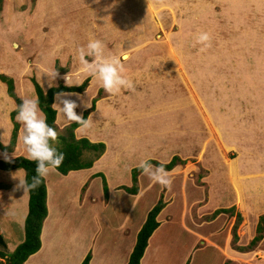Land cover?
Wrapping results in <instances>:
<instances>
[{
    "label": "rangeland",
    "instance_id": "rangeland-1",
    "mask_svg": "<svg viewBox=\"0 0 264 264\" xmlns=\"http://www.w3.org/2000/svg\"><path fill=\"white\" fill-rule=\"evenodd\" d=\"M201 32L210 35L207 47L196 42ZM90 38L103 42L106 56L121 57L132 88L109 95L82 72L78 49ZM0 75L12 80L20 100L35 99L32 77L42 91L67 86L66 76L72 86L87 79L83 91L63 98L76 101L78 115L98 99L93 130L106 114L110 127L95 141L107 142L109 160L80 180L51 171L59 182L50 189L47 218L58 211L64 231L77 229L90 245L93 230L91 245L100 248L122 237L125 245L161 199L145 261L243 264L227 254L244 245L258 250L251 264H264V230L253 244L243 241L264 213V0H0ZM118 122L134 130L120 129L125 139L114 149ZM69 123L56 111L58 134ZM93 154L86 150L81 160ZM172 155L181 162L166 170L170 188L142 170L132 177L141 160L167 162ZM240 188L253 195L243 199L255 208H241L249 217L238 211Z\"/></svg>",
    "mask_w": 264,
    "mask_h": 264
},
{
    "label": "crops",
    "instance_id": "crops-1",
    "mask_svg": "<svg viewBox=\"0 0 264 264\" xmlns=\"http://www.w3.org/2000/svg\"><path fill=\"white\" fill-rule=\"evenodd\" d=\"M57 94L58 93L54 95L53 100L55 99ZM97 100L98 99L95 100L94 109L89 111L86 119L91 120L92 117L98 115L97 104H99L98 103L99 101ZM15 107H16V103L10 96L7 95L5 84L0 81V145L2 146L0 147V159L3 160H6L5 153H7L9 158L14 157L13 153L16 156L21 155L26 157V151L20 140L22 128L21 125L16 121L17 113L14 115V120L18 124L14 144L9 149L4 148L5 147L4 143H9L10 140V135L12 130V121L10 118V114L12 110L15 109ZM99 119H101V124L98 127L99 129L93 130V126H92L93 124L88 128H84L80 125L74 129L75 137L79 138L80 136H78V134L81 131H83L85 132L84 135L87 136V138L90 141L97 142L95 141L97 140V136H104V133H102L101 135L99 134L100 129L104 131L110 127L106 123L105 120L106 114L104 112L101 118ZM116 125L118 126L113 129L114 132H117V136H115L116 145L114 146V149H119L117 145L120 142H122L123 139H125L122 137L123 132L119 130L123 129L124 133H128L131 132L130 129L134 130V128L127 127L126 125H123L120 122H118ZM123 127H125L126 130ZM100 140L104 142L105 145L104 150L102 154L93 162V164L90 167L84 169H78V170H70L64 175L60 173L59 174L64 178L69 177L73 180H78V179L80 180L84 172L93 169V167H96L99 164L102 165L106 161H108L112 149L109 148L107 142L104 141L103 138H101ZM224 172L227 173V170ZM49 174H50L49 180L43 178L46 189L45 203H46V210L48 213L52 209L51 208L52 203L50 201L52 192L50 191V189L52 188L53 185L59 182V179L51 171L49 172ZM13 175L24 177V171L21 168H16L11 170L0 169V236L4 244V248H2V251H4L5 253L11 252L15 248V246L22 241L23 220L27 211L28 193L27 191L24 192L23 188L17 187L19 180L18 178L13 179ZM234 176L236 178V181H239L240 183V178H239L240 175H234ZM242 193H245V197L244 196L241 197ZM238 194H239L238 204L240 206L237 205L236 202L237 200L236 201L234 200V205L240 207V208L238 207V211L240 212V214L243 215L244 213V215L245 216L247 215V217L251 216V211L250 212H248V210L242 211L241 208H243V206H246V209L247 207L248 209L255 208L254 206L252 207L249 206L253 204H249L247 206L246 203L244 202L245 200L243 199V198L248 199L249 195L251 197H253V195L250 193L247 194V191L243 192L241 188L238 190ZM47 212H46V216L42 221V224L44 223V220L47 218L48 215ZM47 221L50 222V224L47 226L45 225V227L41 225L40 228L39 248L35 252H33L32 254L26 257V259L24 260V264H79L87 252L90 253V259L88 261V264H125L128 253L130 252L132 245L134 243V241L132 242L130 239V243H126V244L124 243L125 245H121L119 241L121 242L123 241V237H122L119 238L117 242H114L113 245H110L108 247L101 246L100 248L91 245L94 244L92 243L93 242L92 238H94L93 230L89 235L90 236L89 238L91 239L90 245L86 242L87 240L83 239V237L79 234L77 229L69 228L66 231H64V229L61 228L62 218L58 217V211L55 212V214H52L49 218H47L45 223H47ZM251 232H253V229ZM253 235L250 238L243 240L246 242V245L249 244V241L253 237ZM150 237L151 235L148 237L147 241L149 240ZM241 240L242 237L239 236V242H238L239 244L237 243L238 246L242 244ZM242 246L232 249L231 252H229L226 248V252L228 251L230 253V255L227 254V256L230 260L237 261L243 264H251V262H254L253 258H256L255 254L256 252H258V250H254L251 247H247L246 249H244ZM144 249L145 250L139 259V264H152L151 261L144 260V254L147 247ZM221 250L223 253H225L223 247ZM261 259L264 260V254ZM0 260L3 261V259Z\"/></svg>",
    "mask_w": 264,
    "mask_h": 264
},
{
    "label": "trees",
    "instance_id": "trees-1",
    "mask_svg": "<svg viewBox=\"0 0 264 264\" xmlns=\"http://www.w3.org/2000/svg\"><path fill=\"white\" fill-rule=\"evenodd\" d=\"M0 80L5 82L6 84V92L7 95L12 97L16 102V108L12 110L10 114V118L12 121V130L9 140V145L4 148L9 149L14 144L16 138V131L18 128L17 122L14 120V115L17 113L18 105L21 104V100L13 91V82L10 78H5L0 75ZM87 80V79H85ZM82 82L77 86H65L62 84H57L54 86H50L46 89V91H42L40 85L31 78L35 99H38L39 108L42 114L46 117L47 123L55 129V116L56 111L53 110L52 103L53 97L56 93L62 92H78L80 93L86 86V82ZM95 99L91 100L90 107L83 111L81 116L86 119L89 111L94 109ZM80 126L76 122H70L65 127V134H58V139L54 145H52L57 153H63L64 159L62 164L55 169L58 173L64 175L70 170H78L88 168L92 165V163L102 154L104 150V144L100 141L92 142L86 137L76 138L73 131L76 127ZM0 147H2L0 145ZM87 151H94V154L89 159L82 161L81 156L82 153ZM149 163H154L155 165H159L160 163L155 162L151 159H146ZM181 162V160L176 156L172 155L170 159L165 162L164 167L166 170L171 169L177 162ZM21 168L24 171V177L27 178L28 182L31 183L32 177L36 175V164L33 161H29L26 157L17 155L10 160L0 159V169L2 170H11ZM131 174L134 178L137 171H141L138 167L131 168ZM102 189L105 193L107 187L102 176ZM125 190H129L128 187ZM27 211L23 220V239L20 243H18L15 248L8 253H5L0 249V264H24V260L26 257L33 252H35L39 248V232L42 225V221L46 216V189L45 183L42 178L41 184L32 190L27 191ZM164 206L161 199H158L156 203L147 211L144 221L141 224L140 228L137 230L135 234L134 243L132 248L127 256V260L125 264H139V259L143 254L144 248L147 243L148 237L151 235L153 230L157 227L158 222L156 220V216L160 209ZM233 206H230L227 209H217L214 212L217 213L219 211H227L231 212ZM236 218H239L240 215L238 213L235 214ZM235 228V225L232 226V229ZM255 234L250 239L249 244H253L257 240L261 238V233L264 230V213L257 216V221L255 225ZM235 237V234H233ZM0 247H4L3 240L0 236ZM90 259V253L87 252L79 264H88Z\"/></svg>",
    "mask_w": 264,
    "mask_h": 264
},
{
    "label": "clouds",
    "instance_id": "clouds-1",
    "mask_svg": "<svg viewBox=\"0 0 264 264\" xmlns=\"http://www.w3.org/2000/svg\"><path fill=\"white\" fill-rule=\"evenodd\" d=\"M196 42L207 47L210 35L207 32H201L196 37ZM86 57H91V61L85 59ZM78 58L82 65V72L97 81L109 95H116L121 89L132 88V82L124 75L125 68L121 57L106 56L105 45L102 41L90 38L86 46L78 49ZM123 59H127V55L123 56ZM65 81L67 86H72L68 76L65 77ZM64 95L66 94H57L59 102L52 104L53 110L61 113L69 122H76L84 128L90 127L91 121L76 113L75 109L78 107L76 101L65 99ZM21 101L16 116V121L22 128L20 140L26 151V159L36 164V175L32 177L31 183L26 177L13 175V179L18 178L19 180L17 187L23 188L25 192L37 188L41 184L42 178H46L50 171L57 169L62 164L64 156L63 153L58 154L52 146L58 139V133L47 123L46 117L41 113L38 99L22 97ZM84 106L90 107L91 105L85 102ZM4 144L5 146L9 145L8 143ZM13 155L16 156L14 153ZM5 159L10 160L7 153H5ZM164 164L165 162L161 161L158 166H153L147 160H141L137 167L153 183L159 184L162 188H170L172 181Z\"/></svg>",
    "mask_w": 264,
    "mask_h": 264
}]
</instances>
